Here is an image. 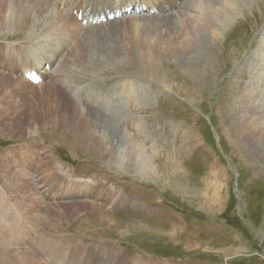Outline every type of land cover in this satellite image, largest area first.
<instances>
[{"label":"rangeland","instance_id":"obj_1","mask_svg":"<svg viewBox=\"0 0 264 264\" xmlns=\"http://www.w3.org/2000/svg\"><path fill=\"white\" fill-rule=\"evenodd\" d=\"M20 1L0 0V64L11 57L13 76L28 81V57L40 74L27 103L11 94L17 108L0 104V218H14L0 248L17 241L0 249V264H27L26 252L41 254L39 264H72L75 245L89 253L86 264H264V129H253L264 125V0H235L227 26L204 35L188 24L199 0L182 10L185 0H158L154 12L90 23L100 17L93 12L82 24L71 5L53 0L74 24L45 31L61 44L45 67L32 59L45 55L44 36H27V25L11 20ZM76 1L89 11L105 0ZM123 5L111 7L124 13ZM60 61L77 65L74 87ZM59 79L72 90L64 102ZM83 130L106 151L76 140Z\"/></svg>","mask_w":264,"mask_h":264},{"label":"bare ground","instance_id":"obj_2","mask_svg":"<svg viewBox=\"0 0 264 264\" xmlns=\"http://www.w3.org/2000/svg\"><path fill=\"white\" fill-rule=\"evenodd\" d=\"M60 1H61V3H63L64 5H66L65 2L66 1H69V0H60ZM116 1L117 0H115V1L114 0H105L103 3H100V4L99 3H96V5H92L93 3H90L93 8H91L89 11L88 10L85 11L84 8H81V7L79 8L78 7V8L75 9V12L79 16V21H81L80 23L82 24V23H85V20L86 19H89L90 15H92V14H89V13H93L94 12V14L96 16H100L98 19H93L91 21L89 20V22L91 23L92 21L93 22L94 21H99L101 18L107 17L108 15L120 16V14H127V13L132 14L133 12L134 13H140V14H144L145 12H154L155 7H156V5L158 3V0H132V1L122 0L123 3H124V5L122 6L121 9H123L125 11L124 13H122L123 11H121V10L115 11L111 7V5H115L116 4ZM167 1L170 2V4H172L174 0L173 1L172 0H164V2H162V5H166ZM178 1L180 2V0H178ZM191 1L193 2L194 0H187V1L185 0L186 3L183 5V7L181 8V10L184 8V6L187 7L191 3ZM222 1L223 0H201V1L199 0V1H197L196 4H195V7H194L195 15H192L191 17H188V19H189L188 20L189 21L188 24H194V26H196L197 28L200 27L199 29L202 30V32H201L202 34L204 32L202 28H204L208 32H209V30H213V32H214V31H219L220 28L227 26L228 22L233 19V12L235 10L234 5H236L237 2H235V0H224V4H223ZM55 2H53V0H21L20 1V4H19V7L15 8V10L13 12V17L11 18V20H19L21 22V24H26L27 25V30H26V32L28 33L27 36L30 35V37H32V36L36 35V34H34L35 31L40 32L39 35L44 36V37H42V39L40 40V42L43 43L45 41L41 45V47H42L41 49H43L45 55L43 56V54L41 53L40 54V58H39L38 57L39 54L37 53V55L36 54L33 55V58H32V59H34V63L37 62L36 66L39 65V64H43L42 66H44V65L47 66L48 64H51V62L54 61L53 55H48L47 53L51 52V50L53 48H59L60 45H61L58 42L59 40L58 41L57 40H54L56 38V35L51 34L50 36L49 35L48 36H45V33H47L45 31L46 30H51L52 27L58 29V28H60V26L63 27L67 23H73L74 24V20L73 19L70 20V18L68 17V14L65 12L66 9L63 12L62 10H60L59 6H57ZM174 4H176V3H174ZM174 4L172 6H174ZM177 4H182V2L181 3H177ZM71 6L72 7H69V9H68L69 13H71V11L74 9V7L75 6H78V5H73V3H71ZM146 6H148V10L144 11L143 8L146 7ZM110 7H111V10H110ZM171 7L168 6L166 8H171ZM166 8L164 6H162V8H160V10L164 11ZM82 9H84L85 12L82 11ZM180 11H178L175 14L173 13L171 15H168L165 18L166 19L176 18V17H178L180 15V13H182ZM75 18L77 19V17H75ZM90 19H92V18H90ZM62 23H64V24H62ZM110 26H113V25L111 24ZM78 27H79V24H78ZM75 28L76 27H74L73 29L75 30ZM88 28L89 27H87V30H86L87 33H90V32L92 33L94 31V29L91 30L90 28L89 29ZM222 29H224V28H222ZM60 31H61V29H60ZM203 37L204 36H202V38H201L202 41H203ZM218 38H219V36H218ZM197 39H200L199 36H198ZM216 39L214 37V39H213L214 42H216ZM9 56H11V54H9ZM42 57H44L45 59H42ZM6 60H7V64H6L5 68L2 66V63L0 64V67L2 66L3 72L5 70H7V71H9V73L6 74L7 76H5L3 74H1L2 76L0 75V84L4 83V87L6 88V89L4 88V90L5 91L6 90H9V91H6V93L0 95V104H3L5 106L9 107L11 110H14V108H17V107H15L14 104L10 101L11 94H15V98H19L20 101H26V103H27V100L29 99V96H27L29 94V90L28 89L31 87L29 82L32 79H34L35 75H38L40 73L38 72V68L35 67V64H33L31 62V60L28 57H26L24 61L27 63V65H24L23 70L25 69L26 79H29L30 78L31 80H28V81H25V80H17V75H16V77L13 76L14 74H18V72H14L15 69H16V67H17L15 60L13 61L11 59V57H8V59L6 58ZM29 60H30V62H29ZM10 63L13 64V66ZM30 64L31 65L33 64L34 65V67H35V73H33V69L31 68V65ZM58 64H59V67L61 66V69L62 68L64 69V70L63 69L61 70L64 74H66V75H64V77H67V75L70 76L69 78L67 77V79L69 80V82L71 81V84H73L72 87H74L75 86L74 84H76V81H75L76 80V77H74V76L72 77L70 74L72 72V67L77 66L75 64V62H72V63L69 62V64L67 66L63 65L64 62L62 63L61 61ZM42 66H40V67H42ZM0 71H1V69H0ZM59 80H61V79H59ZM68 80L66 81V80H63L62 79L61 81H59V83H57V86H56V89H58V90L61 89V91H63L64 95L65 94L67 95L65 97H63V96L59 97L56 94V92L51 88L52 85H50V89L55 93V94H53V93L52 94L55 97L58 96L60 99H62L63 102H64V100H65L66 97L68 98L70 96L69 93L72 92V90L69 89V88H67V90L69 92H67V91L65 92L64 91L65 87L62 86V85L60 86V84H64L65 82L68 83ZM63 81H65V82H63ZM77 87L80 88V90H82L83 88H85L84 87V84H78ZM1 90L2 89H0V92H1ZM68 94H69V96H68ZM47 100L48 99L42 100V103H47ZM66 101H67L66 102L67 103V106L69 107L68 117L71 118V120H73L74 117H75V115H76V107L72 103V100L71 99L66 100ZM91 112L92 111L90 110V113ZM93 112L95 114H99L96 111H93ZM47 115H48L47 113H44L43 117L45 119H47ZM61 122H63V121H61ZM65 122H67V121H65ZM59 123H58V125H59ZM109 123H111V122H109ZM103 124H105V122H103ZM110 125H111V129H110L109 132H111V135L114 138L120 137L121 136L120 135V132L116 128L117 126L115 125V123L112 122ZM61 126H62V123H61ZM70 128L71 127H67V129H70ZM253 129L261 133L262 130L264 129V125L261 124L259 127L253 125ZM87 135H88V133L84 132V130H83L82 132H79V137H77V138L75 137V138H76V140L82 139V143L85 145V147H87L90 151H92L93 153H95L97 155H100V154H102V153H104L106 151V148H103L102 147V144L97 143V140L96 139H91V138H93V136H88L87 138H83L84 136H87ZM21 151L23 152L25 150H21ZM24 153L25 152H23V155L26 154V153L25 154ZM23 157H26V156H23ZM147 158H146V162L145 163L148 162V159ZM146 168H147V170L149 169L147 166H146ZM163 169L164 168H162V170ZM11 172H12V170H11ZM9 173H10V171H9ZM149 173L152 174L151 171ZM161 173H162V176L165 174L164 171L161 172ZM167 179H169V176L167 177ZM9 180L11 181V179H9ZM167 184H171V183L168 182ZM21 186H23V184H21L20 187ZM26 198H27L26 200H28V202H29V200H33V198H31L30 196H27ZM6 217H8V218H3V217L0 218L1 220L4 219L3 220L4 222L2 223V226H0V242L3 241L2 240L3 237L5 238L6 236H8L6 233L9 232L10 227H11L12 223L14 222L13 215H8ZM15 227H17V230L19 232H17L18 234L15 233L14 235H16V234L19 235V236L20 235H23L24 238H26V232L23 230L22 225H21V228H20V226H15ZM11 236H13V235H11ZM47 239L50 240L49 238H47ZM25 241H26V239L23 242H25ZM66 241L68 242L67 239H66ZM39 242L40 241H38L37 244ZM67 242L64 243V245H63L64 247L63 248H69V247H67V245H68ZM16 243H17V241L10 242V244H8V246H10V247H1L0 249L1 250L4 249V248H7V249L10 248L11 249L12 245H15ZM37 244H36V246L35 245H33V246L34 247H37ZM41 247H43V249H41V250L48 251V252L52 251L51 252L52 254H55V253L59 252V249H60V247L58 245H50V244H44V243H43V245H41ZM74 247L76 248V249H74V251H75V253L78 254V256H75L74 255L72 258H70L71 254H73V252H74L72 250L73 252H71L70 253V256H69V260L70 261H75L72 264H78V263H80L79 261H81V264H86L87 261L89 262V260L87 259L89 253L84 254V252H86V251H84L83 249L80 250L81 248L77 247L76 245ZM71 249H73V248H71ZM77 250H79L80 252L78 253ZM82 251H83V253H82ZM34 253L35 252H26V253H22L21 255L24 257V259L26 260L27 264H39V261H40L39 259H41L40 258L41 257L40 256L41 254L40 255L37 254L38 256H35L36 254H34ZM1 254H3V252H0V255ZM63 254L65 255L64 256L65 257L64 259H66V254L65 253H63ZM56 257H59V256L57 255ZM94 257H96V258L95 259L93 258V259L94 260H97L98 254H97V252L95 250H94ZM114 259L115 260L118 259L116 261L117 264H118L119 258L118 257H115ZM66 261L63 260V262H65V263H66ZM61 263H62V261L58 260L55 264H61ZM65 263H63V264H65ZM90 264H92V262H90Z\"/></svg>","mask_w":264,"mask_h":264}]
</instances>
